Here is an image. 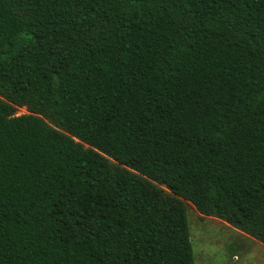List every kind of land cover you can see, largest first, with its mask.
Returning <instances> with one entry per match:
<instances>
[{"label":"trees","instance_id":"obj_1","mask_svg":"<svg viewBox=\"0 0 264 264\" xmlns=\"http://www.w3.org/2000/svg\"><path fill=\"white\" fill-rule=\"evenodd\" d=\"M185 200L264 243V0H0V264H196Z\"/></svg>","mask_w":264,"mask_h":264},{"label":"rangeland","instance_id":"obj_2","mask_svg":"<svg viewBox=\"0 0 264 264\" xmlns=\"http://www.w3.org/2000/svg\"><path fill=\"white\" fill-rule=\"evenodd\" d=\"M30 113L26 106L16 109V115ZM185 202L196 264H264L262 241L219 217L204 214L192 202Z\"/></svg>","mask_w":264,"mask_h":264}]
</instances>
